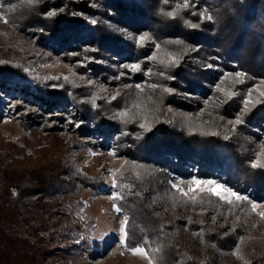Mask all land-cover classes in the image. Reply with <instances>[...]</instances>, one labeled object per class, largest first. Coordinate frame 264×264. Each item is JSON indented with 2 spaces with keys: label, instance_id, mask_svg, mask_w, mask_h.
Returning <instances> with one entry per match:
<instances>
[{
  "label": "trees",
  "instance_id": "16d2710c",
  "mask_svg": "<svg viewBox=\"0 0 264 264\" xmlns=\"http://www.w3.org/2000/svg\"><path fill=\"white\" fill-rule=\"evenodd\" d=\"M183 1L43 0L27 3L25 0H0V10L8 11L6 25L36 33L56 53L62 48L87 43L97 48L98 55L128 59L134 53L142 55L146 51L125 40L121 29L153 37L158 50L176 55L174 61H166L161 54H156L166 71L153 92L161 104L180 103L175 93L184 89L192 91L210 78L200 69V64L191 67L187 62L189 44L199 46L197 55L201 62L212 54L222 56L224 61H236L245 73L246 83L264 78V0H187L184 4ZM50 5H63L64 9L46 14ZM209 16L211 19L207 18ZM14 47L7 46L3 54H18L22 62L0 55V84L32 79L37 91L35 95L53 107L71 102L84 119L94 121L102 132H120V149L127 152L128 160L116 171L115 180L121 196L118 206L127 216L125 245L143 249L152 264H198L200 249L197 246L181 247L178 215L168 212L169 209L192 212L201 207L210 210L227 207L241 214L249 210L247 205H227L208 192H200L188 199L170 189L167 184L169 171L187 174L186 161L195 160L199 164V175L210 176L221 169L230 184L237 187L244 183L251 186L255 194L261 193L264 153H259L252 145L250 139L257 135L250 127L237 126L226 133L214 122L199 124L178 118L164 124L160 119V108L155 110L148 105L142 93L133 90V85L129 84L121 96L105 102L90 86H81L77 79L36 74L25 65L26 59L34 53ZM63 56L68 57L67 53ZM77 70L87 75L84 69L77 67ZM112 71L107 67H94V74L97 72L103 82L112 85L128 81L120 77L113 82ZM21 86L29 92L28 84ZM242 87L238 86L239 94ZM133 108L136 111H132ZM246 119L250 126H256L264 119V96L247 111ZM54 144L59 153L55 160L44 155L24 166L16 159L3 164L0 157V264H43L44 247L33 248L25 237L6 233L3 222L12 221L19 208L28 212L40 207L41 194L32 201H25L24 196L50 193L60 188L64 183L62 174L80 175L77 169L66 165V147L59 141ZM166 154L176 155L177 160L168 159ZM253 163L258 166L252 167ZM86 181L99 186L105 184L100 178L86 176ZM190 225L196 229V225ZM204 232V249L214 251L219 257H223L222 251L231 250L236 237L244 233L242 229H236L235 234L225 236L213 228ZM238 251L253 264H264V237L240 239Z\"/></svg>",
  "mask_w": 264,
  "mask_h": 264
},
{
  "label": "rangeland",
  "instance_id": "374dc122",
  "mask_svg": "<svg viewBox=\"0 0 264 264\" xmlns=\"http://www.w3.org/2000/svg\"><path fill=\"white\" fill-rule=\"evenodd\" d=\"M25 1L36 3L43 0ZM186 2L187 0H184L183 4ZM62 9L63 5H50L46 14L59 13ZM7 14L8 11L0 10V55L9 60L22 62L18 54H3L7 46L15 45L14 48L19 51L34 53V56H29L25 61L27 68L30 67L36 74L47 78L66 76L77 79L81 86H90L105 102L121 96L122 91L128 89L131 84L134 91L142 93L148 105L155 110L160 108L159 115L164 124L178 118L190 119L199 124L214 122L226 133H230L237 126L250 127L257 135L256 138L250 139L252 145L259 153H264V119L259 120L256 126H250L246 119L247 111L264 96V78L246 83L245 73L236 61H224L222 56L212 54L201 62L197 55L199 46L189 44L187 62L191 67L200 64V69L208 73L210 78L200 82V88L196 86L192 91L184 89L175 93L180 103L161 104L156 101L153 92L159 87L158 80L166 75V71L162 59L156 54H161L166 61H174L176 55L158 50V44L153 37L148 36L146 40L139 41L138 37L143 33L121 29L125 40L132 41L135 46H141L146 51L142 55L134 53L128 59L98 55L97 48L87 43H79L78 47L62 48L56 53L51 50L48 42L40 36L37 37L36 33L6 25ZM200 17H204L203 12ZM86 20L92 22L89 17H86ZM64 53H67L68 57L63 56ZM131 65L137 67L132 68ZM95 66L112 69L110 75L113 82L120 77L128 81L126 84L112 85L103 82L97 72L94 74ZM77 67L84 69L87 75L80 74ZM236 73L242 75L237 78ZM22 83L29 85V92L22 89ZM239 85L243 86L241 94ZM0 86H9L14 91L10 92L13 98L11 103L1 101L7 103L5 106L8 107L13 105L12 108L7 110L0 106V157L3 164L16 159L21 161V165L28 166L44 155L55 160L59 153L54 143L59 141L66 147V165L80 173L79 176L62 174L64 183L53 192L24 196L25 201H32L36 195L41 194L40 207L28 212L19 208L11 218L12 221L3 222L5 232L25 237L33 248L43 246V264H152L144 250L137 254L134 251L136 248H128L125 245L126 235L121 233V226L127 221V216L118 206L121 196L116 187L115 174L128 160V154L120 149V132H102L94 121L84 119L71 102L53 107L45 99L35 95L37 91L32 79L8 81ZM50 86L53 87L52 84ZM186 92L189 93L188 96L195 95V98H189ZM200 96H206L207 99ZM71 105L76 111L71 109ZM132 111H136V108ZM167 158L174 161L168 156ZM156 167L157 170L160 169L158 164ZM186 170L189 171L187 174L177 172L181 177H191V182L186 181L185 189L181 186L185 185L181 178H175L173 182L169 180L171 173L176 171L168 172L167 184L170 189L186 195L188 199H193L200 192L211 193L219 199L224 196L221 200L227 205H247L249 210L248 213L241 214L227 207L220 208L221 210L201 207L192 212L169 209L168 212L178 215L181 247L197 246L200 249L198 264H253L250 258L238 251V245L240 239L245 237H264V220L261 216V213H264V184L261 193L257 195L251 186L244 183L237 187L230 184L226 180V173L221 169L215 170L210 176L199 175V168L197 171L187 168ZM86 176L103 179L105 184L94 185L86 181ZM193 180L213 181L219 187L206 183L193 184ZM225 190L244 199L237 200L235 196H228ZM218 191L219 196L215 194ZM191 223L196 225L195 230ZM208 228L216 229L225 236L235 234L236 229H242L244 233L236 237L231 250L222 251L223 257H219L214 251L204 249V231ZM121 240H124L123 245ZM110 244L113 248L105 252Z\"/></svg>",
  "mask_w": 264,
  "mask_h": 264
},
{
  "label": "snow or ice",
  "instance_id": "6c2138e0",
  "mask_svg": "<svg viewBox=\"0 0 264 264\" xmlns=\"http://www.w3.org/2000/svg\"><path fill=\"white\" fill-rule=\"evenodd\" d=\"M207 18H208V19H211L210 16L207 17ZM5 22L7 23V21H5ZM147 38H148V35L145 33V34L139 35L138 40H139V41H144V40H146ZM131 67H132V68H136L137 65H131ZM235 75H236L237 78H239L242 74H241V73H236ZM166 91H167V90H166ZM122 115H123V114H122ZM239 122H240V121H239V118H237V123H239ZM142 127H143V125H142ZM257 166H258L257 163H253V164H252V167H257ZM192 183H193V184L206 183V184H208V185H214V186H216V187H219V185H215V182H213V181L201 182V181H199V180H193ZM225 191H227V190H225ZM215 194L219 196V195H220V192L218 191V192H216ZM227 195H228V196H235L237 200H243V199H244V197L237 196L236 193L231 192V191H227ZM221 199H224V196H221ZM229 202H231V201H229ZM253 207H255V205H253ZM117 211H119V209H117ZM261 216H262V218H264V213H261ZM126 224H127V221L125 220V222H124V223L122 224V226H121V233H122V234H125V235H126V232H125ZM121 244H122V245L124 244V240H121ZM134 251H135V253L138 254V253H142V252H143V249H141V248H136Z\"/></svg>",
  "mask_w": 264,
  "mask_h": 264
},
{
  "label": "built area",
  "instance_id": "2783aa9c",
  "mask_svg": "<svg viewBox=\"0 0 264 264\" xmlns=\"http://www.w3.org/2000/svg\"><path fill=\"white\" fill-rule=\"evenodd\" d=\"M123 61H125V60H123ZM128 63V62H127ZM122 84H124V83H122ZM126 84V83H125ZM154 85H156L155 83H154ZM4 93H6L5 91H4V87L3 86H0V94H4ZM192 93H196V94H199L198 92H192ZM187 96H188V94L189 93H185ZM190 94H191V92H190ZM194 95V94H193ZM201 95V94H200ZM202 96V95H201ZM200 96V97H201ZM189 98H192L193 96H191V95H189L188 96ZM193 98H195V95H194V97ZM192 98V99H193ZM201 98H204V99H207V97L206 96H203V97H201ZM71 109H73V111H76L75 109H74V107H73V105H71ZM166 156H168L169 158H172L174 161H176V155H174V154H166ZM186 168L189 170V169H191V170H194V171H197V168H199V164L198 163H196V162H194L193 160H187L186 161ZM217 171H219V170H217ZM173 178V179H172ZM175 178H181L182 179V181L185 183V185L184 184H181V186H182V188L183 189H185L186 188V181L187 182H191V177L190 176H187V177H181V175L179 174V173H177V172H174V173H171V175H170V181H172V180H174ZM173 182V181H172ZM263 220H264V218H262Z\"/></svg>",
  "mask_w": 264,
  "mask_h": 264
},
{
  "label": "clouds",
  "instance_id": "9594fccd",
  "mask_svg": "<svg viewBox=\"0 0 264 264\" xmlns=\"http://www.w3.org/2000/svg\"><path fill=\"white\" fill-rule=\"evenodd\" d=\"M0 99H1V101L4 100L5 102H10V103H11V101L13 100L12 96H11V95H8V94H6V93H4V94H2V95L0 94ZM6 104H7V103L4 104V102H3L2 107L5 108V109H7V110H8V108H12V106H13V105H10V106L8 107V106H5Z\"/></svg>",
  "mask_w": 264,
  "mask_h": 264
},
{
  "label": "bare ground",
  "instance_id": "6f19581e",
  "mask_svg": "<svg viewBox=\"0 0 264 264\" xmlns=\"http://www.w3.org/2000/svg\"><path fill=\"white\" fill-rule=\"evenodd\" d=\"M4 87V86H3ZM11 87H9V86H5L4 87V91L6 92V94H8V95H12L11 93H13L14 91L12 90V89H10ZM11 92V93H10ZM20 93H22V92H20ZM2 95V94H1ZM24 99V98H23ZM2 105H3V102H1V100H0V106L2 107ZM104 140H106V139H104ZM194 162H195V160H194ZM112 244V243H111ZM109 245V247H107L106 248V250H105V252L109 249V248H113V245Z\"/></svg>",
  "mask_w": 264,
  "mask_h": 264
}]
</instances>
